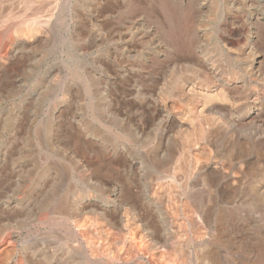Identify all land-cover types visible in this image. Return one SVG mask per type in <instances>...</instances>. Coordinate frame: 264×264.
I'll use <instances>...</instances> for the list:
<instances>
[{
	"label": "rangeland",
	"instance_id": "rangeland-1",
	"mask_svg": "<svg viewBox=\"0 0 264 264\" xmlns=\"http://www.w3.org/2000/svg\"><path fill=\"white\" fill-rule=\"evenodd\" d=\"M108 1L109 5L113 6V0ZM166 1L157 0L158 6H163ZM226 1L235 6L239 3L238 8L240 10L238 13L233 10L225 11L224 4ZM240 1L196 0L194 5L190 7L188 0H184L186 4L180 10L184 15L183 17L187 18L188 32L186 37L179 39L180 52L182 54L192 53L190 43L198 40V36H201V40H199L201 55L207 59L210 65H216L217 70L214 72L213 70L206 71L203 67L200 69V66H194L195 70L181 71V77L184 78V81L189 78L197 87L202 86L206 89L207 87L213 88L215 85L221 87L223 83L224 90L230 91L229 93L233 96L232 100L234 99L232 110L235 116L233 115L231 123L239 124L228 128L235 139L222 140L221 145L216 146L217 150L212 151V154L214 153L213 155L217 157L216 160L240 180L238 183L240 187L238 188V184L235 186L232 197L228 198V196L217 193L218 187L214 185L215 195L210 198L211 200L209 199V202L205 201L203 210L206 209L209 213V218H207L209 220L204 222L205 233L211 240L212 236L222 238L220 246L214 249L212 254L214 257H218L220 264H264V191L258 190L259 177L263 178V174L259 173L262 170L260 166L263 165L264 154L259 155L258 153L261 154L260 149L257 148V152L251 148V144H257L253 140H257L262 144L260 148L263 147L264 149L263 132L260 126V123L264 122V93H262L264 90H261L260 85H256L251 74L245 73L246 66L252 61L245 56L246 50H248V46L251 49L252 45H254V53L252 54L255 56L257 54V62H262L259 68L264 72V0H247L248 2L244 3ZM125 2L124 7L126 6V10H128L127 14L123 13V5L118 10L121 21H124L128 15L132 18L141 13L147 18L150 17V11L143 7L139 0H125ZM53 5L51 7L53 9L50 10L52 12L46 13L47 10H43L40 14L43 20L49 19L48 24L46 23V30L50 34L46 42L34 49L26 46L19 47L16 51L12 50L0 58V245L12 246L16 251L14 259H9L8 264L40 262L39 255L37 257L32 255L34 246L38 249L41 248L43 254H46L45 256L48 254L53 256V259H49V261L46 257L47 260L45 259L43 263L60 264L62 260L61 264H65L67 260L65 262L63 256L66 250L64 246L67 244L76 247L74 246L76 245L75 241L69 243L71 242L69 240L67 242L66 231L70 225L65 219L71 216L68 211L72 206V209H75L86 198L87 200L93 198L105 210L108 208L107 211L112 212H120L122 206H127L128 198L133 201L135 199L134 202L143 204V209H145L149 220L154 221L153 224L159 235H163L162 241L170 238L173 230L172 223L165 212L166 199L153 201L150 198L151 184L158 182L156 180L158 175L155 174V169L151 170L148 163L151 165L150 155L155 151L157 139L160 140L161 138V131L159 125L151 120L147 112L139 110L141 121L138 122V118L135 117V108H131L126 103L125 113L129 115V125L133 128L137 126L138 132H135L136 135L129 133L131 143L128 141L127 144H123L116 140L120 146L122 145V150L126 152L131 162L136 161L141 164L139 171L131 170L130 184L128 182L129 185L122 187L121 190L118 186L113 188L112 185L107 186L106 184L96 188L99 191L97 194L95 189L91 187L94 180L88 182L86 176L91 173L92 164L96 160L103 166L110 165L108 167L113 171L120 169L118 163L121 162L107 143L102 144L101 153H99L101 156L96 157L97 152L92 145L94 142L92 137L80 135V123L85 118V103L82 95L83 78L80 75L83 73L79 69V57L74 52L80 42L77 35L80 29L77 15L79 16L81 13L79 6L82 5V0L80 2L79 0H61V2H55ZM169 6L175 8L174 3H170ZM47 17L49 18L47 19ZM151 19L153 18L151 17ZM251 30L257 31L256 34H258L255 35L257 38L253 36L251 39L249 37ZM221 38L227 40L231 51L234 49V52H237L234 53L235 55L232 56L229 52L227 53V48H223L220 42ZM247 38L252 41V45L251 42L250 45L247 43L249 41ZM21 48L23 49L21 50ZM194 54L200 55L196 52ZM149 57H153V55ZM148 64L150 67L156 66V63L153 62ZM175 72L171 75H165V79L162 78L150 83V85L156 87L164 82L166 89L170 90L171 81L180 74L179 70ZM76 75L79 76L76 77ZM173 75L176 76L173 77ZM216 76L218 81L222 79V83L215 79ZM242 79L245 80V84ZM116 85L107 91L110 96L108 99L111 102L109 108L112 106L118 108L119 106L117 105L119 101L117 93L120 85ZM250 87H255L258 92H254L256 90L250 89ZM129 89L128 86L124 94H129ZM125 96L126 100H133V96ZM248 106H253L254 110L249 112V118L241 124V118L244 117ZM113 112L111 114V110H109L111 117L105 120L112 124H117V120L118 123L119 121L122 122L124 117H117L116 114L112 117ZM98 115L100 118L102 112L100 111ZM224 117L225 120H231V118ZM102 118L104 119V117ZM55 123L57 124L55 125ZM56 129L62 137H59L62 142L59 145L54 142L55 138L52 134ZM169 139L163 142V151L165 150V152L173 149ZM82 151L85 153L83 154ZM248 165L254 167V170L256 169L255 176L247 174L245 169ZM45 181H51L50 191H53L55 199L63 198L67 205L65 218H53L52 223L33 221V219L43 215L49 216L48 210L41 209V202L45 197L39 193L46 183ZM190 182L194 183V178H191ZM36 185L38 187L34 191ZM205 190L206 188L202 187L200 192L206 194ZM174 201L180 200L176 198L171 203ZM141 245L144 246L145 243ZM66 264H71L70 260Z\"/></svg>",
	"mask_w": 264,
	"mask_h": 264
},
{
	"label": "bare ground",
	"instance_id": "bare-ground-1",
	"mask_svg": "<svg viewBox=\"0 0 264 264\" xmlns=\"http://www.w3.org/2000/svg\"><path fill=\"white\" fill-rule=\"evenodd\" d=\"M58 1L61 2V0H0V58H3L12 50L16 51L19 47L26 46L34 49L46 42L50 34L46 30L49 17H47L48 20H43L40 14L43 10H47L46 13L52 12L50 11L53 9L51 8L52 5L55 2L58 3ZM139 1L143 7L150 11L149 19L141 13L132 18L128 15L124 21H121L118 10L122 8V5L124 7L127 2L125 0H113V6L109 5L108 0H82V5L79 6L81 13L77 17H79L80 29L77 35L81 47L77 46L74 53L79 57V69L83 73H80V75L83 78L82 95L85 103V118L80 123V135L82 137H92L94 141L92 145L97 152L96 157L101 156L99 154L101 153V146L107 143L121 162L118 163L120 169L113 171L109 169L108 166L110 165L103 166L96 160L92 164L91 173L87 174L86 177L88 182L94 180L91 187L95 189L96 193L98 191L96 188L106 184L107 186L112 185L113 188L118 186L120 187L119 190L130 184L131 170L139 171L141 164L136 161L131 162L126 152L122 150V145L120 146L116 140L127 144L130 139L129 133L136 135L135 132H138L137 126L133 128L129 125V115L125 113L126 103L131 108H135V117L138 118V122L141 121L139 110L147 112L151 120L159 125L161 131V138L160 140L157 139L155 151L150 155L151 165L148 163L151 170L155 169V174L158 175L156 178L158 182L151 184L150 198L153 201L166 199L165 212L172 223L173 230L170 238L162 241L163 235H159L153 224L154 221L149 220V217H147L143 204L134 202L135 199L133 201L128 198L127 206H122L120 212H112L107 211L108 208L105 210L93 198L92 200L86 198L75 209H72V206L69 211L67 210L73 217L70 216L65 219L70 225L66 231V239L67 242L71 240L69 243L75 241L76 245L74 246L76 247L67 244L64 246L66 248L63 254L64 260L65 262L70 260L71 264H220L218 257H214L212 251L220 246L222 238L211 235L212 240L208 239L204 222L209 220L207 219L209 213L206 209L204 211L203 208L205 203L209 202V199L215 195L214 185L218 187L217 193L229 198L233 196L235 186L240 182L234 174L229 173L227 168L216 160L217 157L213 155L214 153L212 154V151L217 150L216 146L221 145L222 140L235 139L228 131L230 126L239 125H236V122L231 123L234 115L232 110L234 99L232 100L233 96L229 93L230 91L224 90L222 79L218 81L217 76L215 79L222 83V85L220 84L221 87L215 85V87H207V89L200 85V87H197L189 78L184 81V78L181 77V71L195 70L194 66H200V69L203 67L206 71L213 70L214 72L217 70L216 65H210L207 59L201 55L199 48L201 36H198V40H194L195 43H190L191 48L188 46L192 49V53L182 54L180 52L179 39L186 37L188 32L187 18L183 17L184 15L180 10L186 4L184 0H167L163 6H158L159 2L157 3V0ZM195 1L188 0V5L192 7L191 5H194ZM248 1L241 0L240 2ZM170 3H174L175 8L170 7ZM224 5L227 12L233 10L238 13V10H240L238 8L239 3L235 6L226 1ZM123 9V13L127 14L126 6ZM256 25L258 26L257 23ZM256 32L249 31V37L251 39H253V36L257 38L255 37L258 34ZM220 42L223 48H227V53L229 52L230 55L233 56L234 53H237L234 52V49L231 51L227 40L221 38ZM250 42L252 45L250 40L247 43L250 45ZM253 48L254 45L251 46V49L248 46V50H246L245 56L252 61L246 66L245 73L251 74L256 85H260L261 90H264V72L259 68L262 62H257V54L256 56L252 54L254 53ZM194 52L200 55L194 54ZM150 55H153V57H149ZM152 62L156 63V66L150 67L148 63ZM177 70L180 71V76L178 75L179 77L177 76L175 80L171 81L170 90L166 89L164 82L156 87L150 85V83L159 81L162 78L165 79L167 74L176 73ZM176 75H173V77ZM214 75L211 76L214 77ZM78 76L76 75V77ZM166 80L168 81L167 78ZM116 84L120 85L117 93V99L119 100L117 105L119 106L118 108L113 106L109 108L111 102L108 99L110 96L107 91ZM128 86L130 87L129 94H124ZM252 89L256 90L255 87ZM125 95L133 96V100H126ZM109 110H111V114L114 111L112 117L115 114L117 117H124L122 122L119 121L118 123L117 120V124H112L105 120L111 117ZM251 110L253 111L254 107L248 106L244 117L241 118V124L249 118ZM100 111L102 116L99 118ZM60 113L63 114L62 111ZM224 116L228 119L231 118V120L226 119L229 121L227 123ZM57 123L59 124V122ZM260 124L264 138V122ZM52 134L55 138L54 142L59 145L61 142L59 139L61 137L60 133H57L56 129ZM168 139L173 149L165 152V150L163 151V142ZM255 141L257 144H251V148L256 151L257 148L260 149L261 154L258 153L259 155L264 154L263 147L260 148L262 145L260 141L253 140V142ZM78 149L80 150V148ZM82 153L85 152L82 151ZM260 167L262 172L259 170V174L262 173L263 178L258 175L260 178L258 180V190L264 191V161ZM245 170L250 176L256 174V169L254 170V167L252 168L250 165ZM191 178H194V183L190 182ZM39 179L37 181H40ZM121 183L122 185H120ZM51 184V181L46 182L43 187L41 186L42 189L40 188L41 191L39 192L45 197L41 202V209L48 210L49 216L43 215L40 218L33 219V221L52 223L53 218H65L66 201L63 198L55 199L53 191H50ZM37 187L38 185H36L34 191ZM173 187H175L174 191L172 190ZM202 187L206 188V194L200 192ZM89 197H91L90 194ZM176 198L180 201L171 203ZM210 240L211 242H209ZM142 243H145V245L142 246ZM15 255L14 247L0 245V264H8V260L15 257ZM32 255L35 257L39 255L40 262L37 261L34 264H45L43 262L46 257H48V261L53 259V256L49 254L45 256L46 254H43L41 248L38 249L35 246L32 248Z\"/></svg>",
	"mask_w": 264,
	"mask_h": 264
}]
</instances>
